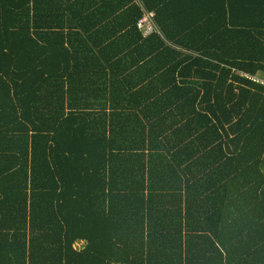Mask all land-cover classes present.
<instances>
[{
    "label": "trees",
    "instance_id": "16d2710c",
    "mask_svg": "<svg viewBox=\"0 0 264 264\" xmlns=\"http://www.w3.org/2000/svg\"><path fill=\"white\" fill-rule=\"evenodd\" d=\"M252 78L264 0H0V264H264Z\"/></svg>",
    "mask_w": 264,
    "mask_h": 264
},
{
    "label": "built area",
    "instance_id": "2783aa9c",
    "mask_svg": "<svg viewBox=\"0 0 264 264\" xmlns=\"http://www.w3.org/2000/svg\"><path fill=\"white\" fill-rule=\"evenodd\" d=\"M153 13H146L141 20H139L137 24V28L143 32V36L146 37L152 33H154L156 30L155 26L153 25ZM252 80L260 82L261 84H264L262 80H259L257 78H252Z\"/></svg>",
    "mask_w": 264,
    "mask_h": 264
}]
</instances>
